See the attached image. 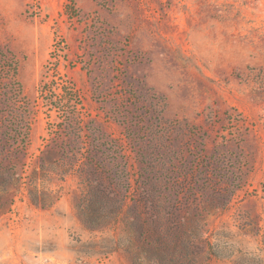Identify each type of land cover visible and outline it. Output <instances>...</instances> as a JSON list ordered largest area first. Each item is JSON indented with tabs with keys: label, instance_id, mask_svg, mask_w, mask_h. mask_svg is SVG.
Segmentation results:
<instances>
[{
	"label": "rangeland",
	"instance_id": "rangeland-1",
	"mask_svg": "<svg viewBox=\"0 0 264 264\" xmlns=\"http://www.w3.org/2000/svg\"><path fill=\"white\" fill-rule=\"evenodd\" d=\"M0 264H264V0H0Z\"/></svg>",
	"mask_w": 264,
	"mask_h": 264
}]
</instances>
